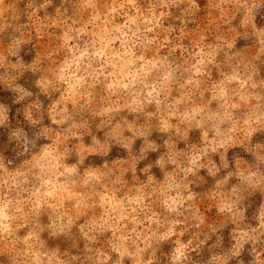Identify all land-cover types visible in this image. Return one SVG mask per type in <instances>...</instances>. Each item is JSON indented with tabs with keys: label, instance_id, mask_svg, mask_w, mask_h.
<instances>
[{
	"label": "rangeland",
	"instance_id": "obj_1",
	"mask_svg": "<svg viewBox=\"0 0 264 264\" xmlns=\"http://www.w3.org/2000/svg\"><path fill=\"white\" fill-rule=\"evenodd\" d=\"M0 264H264V0H0Z\"/></svg>",
	"mask_w": 264,
	"mask_h": 264
}]
</instances>
